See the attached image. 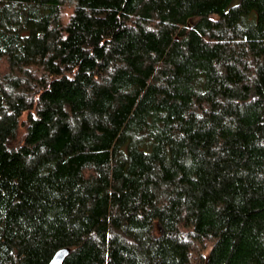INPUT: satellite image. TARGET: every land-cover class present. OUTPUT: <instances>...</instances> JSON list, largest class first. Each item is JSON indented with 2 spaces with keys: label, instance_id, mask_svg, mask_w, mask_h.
I'll return each instance as SVG.
<instances>
[{
  "label": "trees",
  "instance_id": "obj_1",
  "mask_svg": "<svg viewBox=\"0 0 264 264\" xmlns=\"http://www.w3.org/2000/svg\"><path fill=\"white\" fill-rule=\"evenodd\" d=\"M66 247L264 264V0H0V264Z\"/></svg>",
  "mask_w": 264,
  "mask_h": 264
},
{
  "label": "water",
  "instance_id": "obj_2",
  "mask_svg": "<svg viewBox=\"0 0 264 264\" xmlns=\"http://www.w3.org/2000/svg\"><path fill=\"white\" fill-rule=\"evenodd\" d=\"M70 251V248L67 247L58 250L49 264H63Z\"/></svg>",
  "mask_w": 264,
  "mask_h": 264
},
{
  "label": "rangeland",
  "instance_id": "obj_3",
  "mask_svg": "<svg viewBox=\"0 0 264 264\" xmlns=\"http://www.w3.org/2000/svg\"><path fill=\"white\" fill-rule=\"evenodd\" d=\"M72 10H73V7L71 6V4H66L64 10H63V21L64 22H67L68 19L70 18L71 14H72Z\"/></svg>",
  "mask_w": 264,
  "mask_h": 264
}]
</instances>
